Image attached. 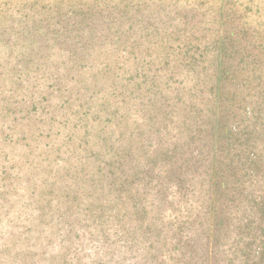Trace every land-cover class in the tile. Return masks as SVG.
<instances>
[{
  "label": "rangeland",
  "instance_id": "obj_1",
  "mask_svg": "<svg viewBox=\"0 0 264 264\" xmlns=\"http://www.w3.org/2000/svg\"><path fill=\"white\" fill-rule=\"evenodd\" d=\"M0 264H264V0H0Z\"/></svg>",
  "mask_w": 264,
  "mask_h": 264
},
{
  "label": "trees",
  "instance_id": "obj_2",
  "mask_svg": "<svg viewBox=\"0 0 264 264\" xmlns=\"http://www.w3.org/2000/svg\"><path fill=\"white\" fill-rule=\"evenodd\" d=\"M98 161H100V158H95L93 160V163H96ZM127 163H128L127 158L123 154H119L118 152H116L107 162H104V165L107 166L105 171H101V172L96 171L95 175H98L97 181H101V182L106 181L110 185L115 186L116 184L115 182L117 180L121 182L122 178H124L125 164ZM121 187H122V183L119 184L118 189H120Z\"/></svg>",
  "mask_w": 264,
  "mask_h": 264
}]
</instances>
